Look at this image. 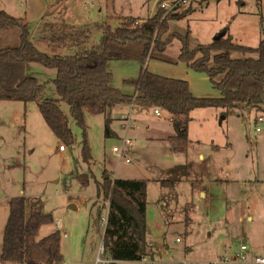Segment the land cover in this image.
Instances as JSON below:
<instances>
[{
  "label": "rangeland",
  "instance_id": "374dc122",
  "mask_svg": "<svg viewBox=\"0 0 264 264\" xmlns=\"http://www.w3.org/2000/svg\"><path fill=\"white\" fill-rule=\"evenodd\" d=\"M160 1L165 0H0V9L24 19L38 49L70 54L97 43L102 22L148 18ZM186 9L183 17L170 20L169 33L187 36L191 48L223 33L250 47L264 37V0H187L178 12ZM20 33L18 26L0 29V46L19 45ZM54 36L66 38L65 46L55 45ZM181 46V39L174 38L164 55L177 58ZM242 55L257 53H232ZM25 75L46 83L45 98H59L52 82L55 69L27 63ZM60 107L69 117L72 144L54 134L35 101L0 100V252L9 199L23 196L27 216L32 210L53 216L36 239L59 230L61 264H95L109 209V201L97 195L96 182L106 169L112 178L148 180L147 241L154 257L116 264H213L238 252L242 244L256 249L249 246L246 251L251 259L264 256V216H259L264 213V121L258 120L264 119L262 108L242 104L195 109L186 152L175 151L168 140L174 130L163 110L162 117L154 115V108L130 110L128 105L116 106L108 115L85 112L93 157L88 164L81 154L82 129L68 104L61 101ZM124 113L131 115L130 130L123 126ZM106 116L112 118L114 131L108 137ZM125 137L133 142L130 161L113 151ZM82 175L88 176V184L81 182ZM169 180L174 182L161 184Z\"/></svg>",
  "mask_w": 264,
  "mask_h": 264
},
{
  "label": "trees",
  "instance_id": "16d2710c",
  "mask_svg": "<svg viewBox=\"0 0 264 264\" xmlns=\"http://www.w3.org/2000/svg\"><path fill=\"white\" fill-rule=\"evenodd\" d=\"M161 3H158L157 12L145 19L126 17L117 23L102 22L98 42L70 54L47 53L38 49L31 40V32L24 19L0 9V29L18 26L21 30L19 45L0 46V100L35 101L54 134L65 143L72 144L74 134L69 117L60 107L61 101L67 103L70 116L82 129L81 154L88 164L93 157L87 138L85 112L108 115L122 104H133V107L141 109L159 107L173 116L174 134L168 136L173 149L186 152L191 142L188 134L190 116L195 109H231L248 104L264 111V37L256 47H250L235 42L232 35L223 33L219 39L191 48L187 36L169 33L170 20L183 17L188 9L166 12ZM176 37L182 41L180 52L177 58H168L164 52ZM52 39L55 45L66 44L63 36ZM233 52H255L257 56L233 57ZM150 59L173 64L185 62L194 71L206 73L220 96H195L188 81L150 71L147 67ZM131 60L140 62L141 70L137 79L127 81L135 88L130 95L111 84L113 74L108 69V63ZM27 63H39L56 70L52 82L58 99L45 98L46 83L25 75ZM106 117L105 136L108 137L114 131L110 125L112 118ZM80 180L83 184L89 182L86 175L80 176ZM173 182L162 181L161 184ZM147 183L146 179L112 178L106 169L101 180L96 182L97 195L109 201L103 243L105 254L114 261L154 257L153 247L147 241ZM52 221L53 216L41 210H32L27 216L23 196L10 198L0 252L1 263H62L59 230L36 239L41 226Z\"/></svg>",
  "mask_w": 264,
  "mask_h": 264
},
{
  "label": "crops",
  "instance_id": "0c3cea01",
  "mask_svg": "<svg viewBox=\"0 0 264 264\" xmlns=\"http://www.w3.org/2000/svg\"><path fill=\"white\" fill-rule=\"evenodd\" d=\"M59 7H62V6L60 5ZM58 10L59 9H57L56 11H58ZM133 18H140V17H133ZM238 57H240V56H238ZM241 57H245V56L242 55ZM115 66H116V68L114 69ZM147 67L152 72H155V73H158V74H161L164 76L178 78V79H184V80L188 81L190 90L195 96H199V97H218V96H220V92L213 87L212 82L206 73L194 71L185 62H178L177 64H173V63H169V62L159 60V59H156V60L150 59L147 62ZM108 69L113 74V80L111 83L113 86L120 88L126 94L131 95L134 93V91H135L134 86L127 84L128 83L127 81L128 80H134L136 78L131 79V78H128L129 76H127V75H129L128 72H132L134 75L136 73H138V77H139L140 70H141V63L140 62L134 61V60H131V61H111L108 63ZM114 71H117V73L115 74ZM132 76L133 75H131L130 77H132ZM122 105H128L129 108L131 107V104H122ZM134 108L135 107H133V109ZM124 115H126V113H124ZM123 122L126 123V121H123ZM134 124H136L135 121H134ZM126 129H128V128H126ZM129 130H130V128H129ZM188 134L190 137V126L188 129ZM60 149H61V147H60ZM201 192H202L201 193L202 196H205V193L203 191H201ZM75 207H77V206H75ZM248 207H251V206L248 205ZM259 216H264V213L261 212L259 214ZM247 219L252 220V215L248 214ZM64 234H66V233H64ZM102 241H103V239H102ZM249 246H250L251 250L256 253V251H255L256 249H253L250 244H249ZM98 254H99V252H98ZM220 257H222V256H218L217 258L221 259ZM103 258L109 260V262H115V264L117 262H120V261H114V260L110 259V257L108 255H106ZM217 258H216V260H217Z\"/></svg>",
  "mask_w": 264,
  "mask_h": 264
},
{
  "label": "built area",
  "instance_id": "2783aa9c",
  "mask_svg": "<svg viewBox=\"0 0 264 264\" xmlns=\"http://www.w3.org/2000/svg\"><path fill=\"white\" fill-rule=\"evenodd\" d=\"M186 2H187V0H174L171 2H168V0H165V1H162L160 6L166 12H176ZM136 23H138V21H136ZM131 110H133V104H131ZM130 112H132V111H130ZM153 112L157 117L163 116V111L159 107H155ZM130 117H131L130 114L122 116V119L124 121H126V123L123 125L125 128H131L133 126V124L131 123ZM168 119L170 121H172L173 116L168 115ZM258 120L261 122L264 121L262 116H260L258 118ZM260 130H261V128L258 127L257 131H260ZM131 146H133V142L129 138L125 137L124 139H122L121 145H116L113 147V151L118 153L120 155V157H125L126 161H130V158L128 157V153H129V149ZM62 148L63 147L61 146V149ZM248 248H249V246L247 244L246 245L242 244L240 246V250L238 252L230 254L227 257H225V258L221 259L220 261L215 262L213 264H219V263H224V262L225 263H237V264H264V256L254 255L253 258L251 259L248 256V254L246 253ZM104 253H105V247H104V243L102 241L100 248H99V255L97 256L95 264H108V263H110L109 260L101 257V255Z\"/></svg>",
  "mask_w": 264,
  "mask_h": 264
},
{
  "label": "water",
  "instance_id": "95a60500",
  "mask_svg": "<svg viewBox=\"0 0 264 264\" xmlns=\"http://www.w3.org/2000/svg\"><path fill=\"white\" fill-rule=\"evenodd\" d=\"M223 34H219L218 36L215 37V39H219ZM73 206V205H71Z\"/></svg>",
  "mask_w": 264,
  "mask_h": 264
}]
</instances>
